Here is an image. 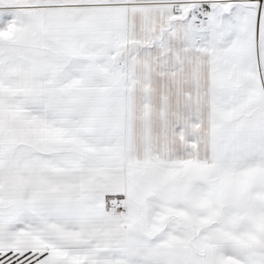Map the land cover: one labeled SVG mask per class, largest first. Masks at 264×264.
I'll return each instance as SVG.
<instances>
[{
    "label": "snow or ice",
    "instance_id": "snow-or-ice-1",
    "mask_svg": "<svg viewBox=\"0 0 264 264\" xmlns=\"http://www.w3.org/2000/svg\"><path fill=\"white\" fill-rule=\"evenodd\" d=\"M0 264H264V0H0Z\"/></svg>",
    "mask_w": 264,
    "mask_h": 264
}]
</instances>
